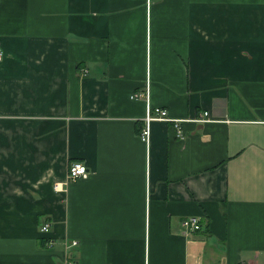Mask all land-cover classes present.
<instances>
[{
	"label": "crops",
	"instance_id": "0c3cea01",
	"mask_svg": "<svg viewBox=\"0 0 264 264\" xmlns=\"http://www.w3.org/2000/svg\"><path fill=\"white\" fill-rule=\"evenodd\" d=\"M0 54V264H264V0H0Z\"/></svg>",
	"mask_w": 264,
	"mask_h": 264
},
{
	"label": "built area",
	"instance_id": "2783aa9c",
	"mask_svg": "<svg viewBox=\"0 0 264 264\" xmlns=\"http://www.w3.org/2000/svg\"><path fill=\"white\" fill-rule=\"evenodd\" d=\"M1 57V54H0ZM132 100H141L143 99L146 103V109H145V117L143 120L144 123V128L142 129L140 133V139L145 142L146 144L149 141L150 138V125L154 122H162V123H171L173 125V129L175 131V135L177 138L182 139L184 137V133L182 130V126L184 123H207V122H212L208 118V113L205 112L201 114L198 118H193V119H185V120H178V119H172L166 110L159 109V108H150L149 107V95L148 91L146 90L143 93H135L131 96ZM89 176V170L88 168L78 162H73L69 165L68 167V173L66 177V181L62 184H56L54 185V190L55 191H65V187L72 182H76L77 180H84L87 179ZM182 226L184 227L186 232H198L201 229V225L199 223V219L196 217H189L186 218L182 222ZM50 229V224L49 223H44L40 227L39 231L42 234H47ZM47 245H52L50 241H48ZM77 247V242L76 241H65L64 242V252L69 254V252L72 249H75ZM65 264H75L72 260L66 261Z\"/></svg>",
	"mask_w": 264,
	"mask_h": 264
}]
</instances>
